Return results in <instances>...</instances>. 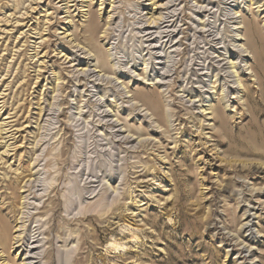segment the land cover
<instances>
[{
  "label": "rangeland",
  "instance_id": "374dc122",
  "mask_svg": "<svg viewBox=\"0 0 264 264\" xmlns=\"http://www.w3.org/2000/svg\"><path fill=\"white\" fill-rule=\"evenodd\" d=\"M60 1L0 0V219L24 223L30 262L264 264V100L234 39V13L255 15L264 58V0H156L157 26L151 1H70L73 20ZM86 2L105 75L68 57L88 58L65 33ZM152 90L161 129L129 102ZM218 98L224 122H203ZM18 176L12 199L3 187Z\"/></svg>",
  "mask_w": 264,
  "mask_h": 264
},
{
  "label": "bare ground",
  "instance_id": "6f19581e",
  "mask_svg": "<svg viewBox=\"0 0 264 264\" xmlns=\"http://www.w3.org/2000/svg\"><path fill=\"white\" fill-rule=\"evenodd\" d=\"M70 1H72V3L75 2V0H61L60 2H63V5L65 6L64 9H66V10L64 13H67L68 18L71 19L72 15L70 14V12H71L70 6H68V5H70L69 4ZM145 1H149V2L151 1L152 2V6H150L151 8H149L150 17L148 19L149 21L150 20L151 21L147 22V23L149 24V26L152 23H154L155 26H157L158 22L162 19V13H161V11H158L162 8V6L157 5V3L155 2L156 0H145ZM86 3H87V7H89V9H88L87 13L84 14V16L87 17V19L81 24V26H79L80 31H78L79 27H76L74 25L73 21H70L69 23L71 24V27H69L65 33H67L66 35H68L69 37H72L73 48L77 49L78 52L82 51L84 53V55H86L88 58H86V61L83 62V61L77 60L75 58L76 55L73 53L72 54L70 53V55H68V57H70L71 63L72 62L74 63V61L77 62V65H76L77 67L82 66V65L84 66V68H80V70H78L81 73L86 72V70H88L90 68H94V70H97L98 73L105 75V74H108L110 71L109 65H108L109 64V62H108V59H109V51L108 50L109 49L107 48L108 50L103 51V49L101 48L102 45H101V47L98 46L97 41H96V39H98V38H95V37L97 36V33H99L98 30L100 29L99 28V21H98L99 19L97 16H95L94 12L91 11L90 3H88V2H86ZM103 4H104V1L101 0L100 7ZM252 6H253V4H252ZM249 8H251V6ZM246 10H248V9H246ZM156 12H158V15H155ZM249 12H250V10H249ZM239 13H240L239 11L234 13L235 15H237V18L241 19L238 22L234 23V27L236 26V29H235L236 33L238 32L240 34H236L234 36V39H236L237 37L244 39V42L242 44L240 43V45H239V47L242 50L241 52L246 54L245 59H242L243 60L242 63H244V65L246 66L245 70H247L249 72V77L252 79L253 83L256 84L255 85V86H257L256 90H258V92H259L258 94H260L259 97H261L262 100H264L263 99L264 98V58L261 54L262 52L259 51L260 45H259L258 40H260V38H262V37L259 36L260 31H259V28H257L258 26L256 25L258 22L256 20L257 17H255V15H254V17L252 16L253 18L250 19L249 18L250 16H249L248 17L249 19H248L245 16H243L244 14L239 15ZM106 15L108 16L107 20H111L110 19V17H111L110 13H106ZM251 15H253V14H251ZM84 16H82V17H84ZM71 20H73V19H71ZM106 24L109 25L110 24L109 21H107ZM72 27H73L74 31H70L71 33L68 34L69 29H71ZM262 44H264V43H262ZM65 55H67V54H65ZM68 57H66L65 59H67ZM232 62L230 61V64ZM162 64L164 65V63H162ZM234 64H236V63H234ZM231 65H233V63ZM232 69H235L233 71V74L236 77L235 83L238 85L237 87L239 89L241 88L239 91H237V94L241 95L238 97V101L242 100L243 105H244V107L243 106L242 107L246 108L250 105L249 104L250 99L248 96L249 95V84L246 83L245 81H243V79L241 78V75L239 74L240 73L239 68L234 67ZM113 75H114L116 80L119 79L116 77L115 73ZM58 79H56V80H58ZM212 85L214 86V83H212ZM214 87H212V89H215ZM127 93H131V92L128 91ZM215 94L216 93L214 92V95ZM156 97H157V94L153 90L147 91V92H141L140 91V92H135L132 96H130L129 102H133L135 105L140 104V108L145 107L144 110L147 111V113H150L148 116L149 119L153 118L154 119L153 123L157 126L158 129H161L162 123H164V121H163L164 112H163V108L159 105L158 101H156ZM208 103H209L208 106H205L203 108L201 107L203 109V110H201L202 114L204 113V116L208 117L206 120H203V122H209L210 121V122L216 123L219 121V122L223 123L225 120V117H224L225 116V113H224L225 110H223L221 108L222 107L221 104L226 105L227 100L225 101L222 98H218L216 104H211L210 102H208ZM206 111H208V113H205ZM203 119H204V117H203ZM117 121H120L119 118H117ZM210 126H212V127L214 126V128H215V125H210ZM0 133H2V129H0ZM128 134H129V132H128ZM147 136L150 137L152 135L147 134ZM138 138H140V136H138ZM7 147H9V146H7ZM24 178H26V177H24ZM24 178H20V176H18L16 178V181L12 182V180H10L7 184H5V187H3L6 191H10L9 196H12L11 197L12 199L16 197L15 195L17 194V190H21L25 187V185L21 186V183H22ZM30 181L31 180L28 179L26 181V183H29ZM1 196H2V194L0 195V197ZM25 200H26V198H23V201H25ZM159 201H161V200H158V202ZM51 203L54 204L53 201H51ZM20 205H21V210H23V212L21 213V217L19 219L22 220L23 217L26 215L24 210H28V209H27V204L25 202L21 203ZM6 216L7 215H4V217H1V219H0V259L2 260V264H33V262H30V261H32L34 259L32 257H27V255L30 254L33 250H36V248L30 247V249H28L27 246H23V240L21 239L22 231H19L20 228H23L24 223H22L21 226H19L15 230L16 227H9L8 226L7 218L9 216L8 217H6ZM245 225L247 226V223ZM13 230H14V232H13ZM15 234H16V236H15ZM234 234H235V232H234ZM231 237H232V235H231ZM112 246H113V249H117L118 247L121 248V246H119V244H112ZM13 253H15V254H13ZM9 257H10V259H12L11 261H9ZM17 257H19V258H17ZM47 259H49V256L47 257Z\"/></svg>",
  "mask_w": 264,
  "mask_h": 264
}]
</instances>
